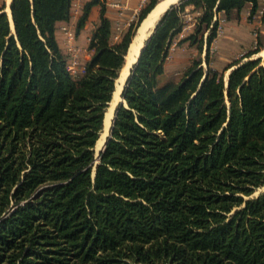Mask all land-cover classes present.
<instances>
[{
  "label": "trees",
  "instance_id": "16d2710c",
  "mask_svg": "<svg viewBox=\"0 0 264 264\" xmlns=\"http://www.w3.org/2000/svg\"><path fill=\"white\" fill-rule=\"evenodd\" d=\"M158 1L117 35L105 0H86L75 33L101 8L77 74L55 37L71 0H11L14 31L1 4L0 264H264V65L243 60L264 36L221 68L208 53L218 19H239L246 6L250 21L263 7L261 31L264 2L171 5L127 77L126 105L95 163L127 48ZM186 12L195 24L178 38ZM205 31L206 67L198 56L164 78L171 46L200 51Z\"/></svg>",
  "mask_w": 264,
  "mask_h": 264
},
{
  "label": "crops",
  "instance_id": "0c3cea01",
  "mask_svg": "<svg viewBox=\"0 0 264 264\" xmlns=\"http://www.w3.org/2000/svg\"><path fill=\"white\" fill-rule=\"evenodd\" d=\"M85 1L86 0H83L82 4ZM81 6L76 11H71V16L68 20H62L56 23L55 37L63 53H68L67 47L71 44L79 48V64L82 66L90 58L91 53L87 49V45L91 32L99 20L101 7L99 4L93 5L83 27L75 33L76 21L80 14ZM141 7L140 0H105V14L110 20L113 32L116 31L117 25L125 26L123 28L125 29L127 27L126 24L136 17ZM249 8V6H246L240 11L239 19H228L223 22L221 32H217L212 40V44L216 51L211 57L210 65H213L216 68H221L228 62L239 57L237 54L240 49H248L252 45L254 23L248 19ZM62 26H67L74 31L75 38L72 42L67 40L65 34L61 30ZM190 31L191 30L185 32L181 31L178 34V38H182ZM260 33L264 36V27L261 29ZM206 34L207 31L203 34V44L200 51L196 44L190 45L188 42L177 45L174 44L171 49V56L164 64V78H176L181 70L189 65L193 58L198 56L202 58L203 67H206L204 61L207 45ZM262 51L264 52V44L258 52L253 53L248 57H244L243 60L259 58L260 64L264 65V53H262ZM228 72L229 70L225 72V78H227Z\"/></svg>",
  "mask_w": 264,
  "mask_h": 264
},
{
  "label": "built area",
  "instance_id": "2783aa9c",
  "mask_svg": "<svg viewBox=\"0 0 264 264\" xmlns=\"http://www.w3.org/2000/svg\"><path fill=\"white\" fill-rule=\"evenodd\" d=\"M126 1H128V0H126ZM146 1L147 0H140V5L143 6L146 3ZM260 1L264 2V0H260ZM82 2H83V0H71V10L72 11H76L77 9H79L80 6L82 5ZM262 12H263V7L261 6L258 9L257 13L255 14L254 20H253V23H254L253 35L256 38L255 41H254V45L255 46H256V41H257V35L259 34L260 27L262 26V21H261V18H260ZM214 19H216V16H214ZM218 20L219 21H218V25H217V28H216V34H217V32H221L222 24L224 22V20L222 18H219ZM129 23H127L126 26L129 25ZM194 24H195L194 16L192 14L186 12L184 14V24L182 26V30L181 31L185 32V31L192 30V28L194 27ZM124 27L125 26H120V25L116 26L117 35L123 30ZM61 30L65 34V36H66L68 41L72 42L74 40L75 34H74L73 30L69 29L67 26H62ZM173 46L174 45L171 46V49H172ZM255 46H254V48H255ZM67 50H68V52L70 54L69 61L67 63L68 70L71 73H73V74H77V73L82 72L83 71V65L81 66L79 64V53H78L79 52V48L75 47L73 44H71V45H69L67 47ZM215 51H216V49H215L214 45L211 42V44L208 47L209 56L212 57L215 54ZM170 56H171V52L167 55L166 60L169 59Z\"/></svg>",
  "mask_w": 264,
  "mask_h": 264
},
{
  "label": "bare ground",
  "instance_id": "6f19581e",
  "mask_svg": "<svg viewBox=\"0 0 264 264\" xmlns=\"http://www.w3.org/2000/svg\"><path fill=\"white\" fill-rule=\"evenodd\" d=\"M9 1V0H7ZM175 0H160L157 5L149 12V14L145 17V19L142 21L141 26L139 27V32L138 35L135 37L134 42L131 44V52L127 56V60L125 61V64L123 65L120 74H119V83L115 86V90L113 92V98L115 99L118 97L121 83L123 82L124 78L126 77L128 70H129V65L136 59L139 49L142 45V40L144 36L147 33V30L149 27H152L155 20L159 16V14L166 8L170 3H172ZM7 13L10 16V9L9 6L6 7ZM262 53H264L262 51ZM113 113V104L110 103L109 108L107 107V110L104 114L103 118V131L101 132V135L99 139L96 142V146L99 148L102 145L104 136L106 134L107 128L109 127L110 120L112 117Z\"/></svg>",
  "mask_w": 264,
  "mask_h": 264
},
{
  "label": "water",
  "instance_id": "95a60500",
  "mask_svg": "<svg viewBox=\"0 0 264 264\" xmlns=\"http://www.w3.org/2000/svg\"><path fill=\"white\" fill-rule=\"evenodd\" d=\"M178 1H180V0H175V1H173L172 3H170V4L168 5V7H166V8H165V9L159 14V16H158L157 19L155 20L153 26H152V27H149V29L147 30V33H146V35L144 36V38H143V40H142V45H141V47H140V49H139L138 55H137L136 59H135L130 65H129L128 73H127L126 77L124 78L123 82L121 83V87H120V91H119V94H120L121 98H120L118 104L126 105V102H125V100H124V98H123V96H122V91H123V88H124V86H125V82H126V80H127V77L129 76V74H130V72H131V70H132L133 65L137 62V60H138V58H139V55H140V52H141V49H142V47L144 46L146 40H147V39L151 36V34L153 33V31H154L156 25L158 24V22H159L161 16L164 14V12H165V11H166L171 5H174V4L178 3ZM9 4H10V1H9V3H8L9 9H10V5H9ZM156 4H157V3H156ZM156 4H155V5H156ZM155 5H154V7H155ZM154 7H153V8H154ZM153 8H152V9H153ZM152 9H151V10H152ZM151 10H150V11H151ZM3 11L7 13L6 8H4ZM150 11H149V12H150ZM149 12L147 13V15L149 14ZM7 14H8V13H7ZM147 15H146V16H147ZM146 16H145V17H146ZM8 17H9V19H10V21H11V28H12V31H14V27H13V25H12V20H11V12H10V16L8 15ZM145 17L142 19V21L145 19ZM142 21H141V22L139 23V25L136 27L135 32H134V34H133V36H132L131 42H130V44H129L128 48H127V51H126L125 61L127 60V56H128V55L130 54V52H131V44L134 42L135 37L138 35L139 27L141 26ZM124 64H125V62H124ZM120 71H121V70H120ZM119 74H120V72H119ZM227 75H228V74H227ZM118 78H119V75H118V77L115 79L114 90H115V86L119 83ZM113 92H114V91H113ZM112 97H113V94H112ZM111 99H112V98H111ZM109 103H110V102H109ZM109 103H108V104H109ZM107 107H108V106H107ZM106 109H107V108H106ZM114 116H115V111H114V114H113L112 117H111V123H110V125H109V126H110L109 129L111 128V125H112V122H113ZM102 129H103V123H102ZM109 136H110V135H108L107 138H108ZM107 138L105 139L104 144L106 143ZM97 140H98V139H97ZM96 142H97V141H96ZM102 149H103V148H102ZM102 149H99V150L96 152L95 157H98V154H99L100 150H102ZM96 162H97V158H96V160H95V163H96ZM94 174H95V164L93 165L92 176H94Z\"/></svg>",
  "mask_w": 264,
  "mask_h": 264
},
{
  "label": "rangeland",
  "instance_id": "374dc122",
  "mask_svg": "<svg viewBox=\"0 0 264 264\" xmlns=\"http://www.w3.org/2000/svg\"><path fill=\"white\" fill-rule=\"evenodd\" d=\"M10 1V0H9ZM9 1H7V0H0V6H1V4L3 3L4 5H5V8L8 6V3H9ZM253 22V21H252ZM255 37L253 36V42H252V45L248 48V49H244V48H242V49H240V51L238 52V54H237V56H240V55H242L243 53H245L246 51H248V50H250V49H254V41H255ZM120 98H121V96H120V94H118V97H116L115 99L112 97V99H111V101H110V103L111 104H113V113H112V115L114 114V111H115V109H116V107L119 105L118 103H119V100H120ZM110 103L108 104V108H109V106H110ZM107 110V109H106ZM110 123H111V120H110ZM110 125V124H109ZM110 127V126H109ZM109 127L107 128V131H106V134H105V136H104V139H103V142H102V145L98 148L97 146H96V144H95V146H94V153H95V155H96V152L99 150V149H102L103 148V146H104V141H105V139L107 138V136L108 135H110V129H109ZM103 131V129L101 130V132ZM101 132H100V135H101ZM100 135H99V137H100ZM99 139V138H98ZM96 158V157H95ZM260 190V189H259ZM259 190H257L256 192H255V194L259 191Z\"/></svg>",
  "mask_w": 264,
  "mask_h": 264
}]
</instances>
